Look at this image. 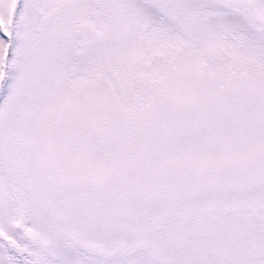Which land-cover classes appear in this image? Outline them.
<instances>
[{
  "label": "snow or ice",
  "instance_id": "obj_1",
  "mask_svg": "<svg viewBox=\"0 0 264 264\" xmlns=\"http://www.w3.org/2000/svg\"><path fill=\"white\" fill-rule=\"evenodd\" d=\"M0 264H264V0H0Z\"/></svg>",
  "mask_w": 264,
  "mask_h": 264
}]
</instances>
